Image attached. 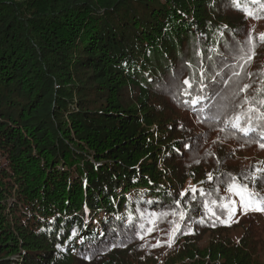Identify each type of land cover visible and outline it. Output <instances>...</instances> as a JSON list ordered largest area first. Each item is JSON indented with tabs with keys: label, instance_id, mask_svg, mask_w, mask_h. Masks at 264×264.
<instances>
[{
	"label": "trees",
	"instance_id": "16d2710c",
	"mask_svg": "<svg viewBox=\"0 0 264 264\" xmlns=\"http://www.w3.org/2000/svg\"><path fill=\"white\" fill-rule=\"evenodd\" d=\"M249 30L264 16L229 0H0V264H264V212L236 198L228 226L201 207L229 195L225 173L264 168V148L208 119L214 92L264 82V43L242 70L224 45ZM185 79L208 98L174 100Z\"/></svg>",
	"mask_w": 264,
	"mask_h": 264
},
{
	"label": "snow or ice",
	"instance_id": "6c2138e0",
	"mask_svg": "<svg viewBox=\"0 0 264 264\" xmlns=\"http://www.w3.org/2000/svg\"><path fill=\"white\" fill-rule=\"evenodd\" d=\"M229 5L242 11L246 18L251 17L260 19L264 16V0H229ZM224 27L226 28L227 26L225 25ZM253 32L254 30H249L246 40L243 42L237 41L235 45L229 44L227 40L224 41L225 47L228 48L231 53L235 54L232 58L236 59L238 62L243 61V63H237V67L241 70L245 64L251 61L252 56L255 55L254 49L258 44L264 43V32L257 35H254ZM223 35L224 33L220 32V36L223 37ZM212 51L216 52L215 49ZM197 55H200V53L198 52ZM216 55L221 61H226L228 59L223 53L216 52ZM209 59H212V57H209ZM223 66L226 68L229 67L227 63H224ZM246 75H251V73H246ZM239 76L240 73L233 70L229 80L239 78ZM219 83L224 84L227 83V81L222 80ZM199 85V94L192 97V93L189 89H193L194 85L189 79H185L182 83L175 86L176 91L172 92V98L189 107L199 104L202 100L208 98L204 95V88L207 86L204 85L203 80L199 81ZM250 87V84H243L242 86L237 84L224 95L214 92L213 95L219 97V102L211 106L216 108L217 111L208 119L212 121L220 120L224 125L222 131L239 139H243L248 144L257 143L259 147L264 148V82H262L261 87L255 89L254 94L241 97V93L246 92ZM169 91H171V89H169ZM184 97L190 98L184 99ZM199 111L203 112V108ZM261 164H264V161H262ZM241 175L243 176V181L248 182H243L240 178L233 176L231 173L224 174L226 179L223 183L227 185V192L229 195L203 201L201 207L203 208L205 216H210L216 220H220V216H226L227 219L220 220V222L228 226H230L232 222H238V220L233 221V217L236 215L237 210L236 198H238V206L242 210L241 214H247L249 211L264 212V195L254 190L257 181L264 182V168H256L255 171L245 172ZM208 179H213L211 174L208 175ZM250 183L252 185L251 187ZM197 191L195 187H190L189 189H185L180 195L183 197L189 192L195 194ZM199 192L201 196L205 195L203 189H200ZM195 198V195H193L192 199ZM148 203L153 202L149 201ZM179 205L180 201L175 200L172 214L174 215L179 211V215L181 219H183L187 213L180 210L178 208ZM217 213L220 215H217ZM151 215L156 214H150V216ZM159 215L162 216L165 215V213H160ZM119 219L123 220L124 218L121 217ZM127 221L126 228H128L133 235L142 233L147 227L145 223L137 224L131 214L127 217ZM149 222L151 221L149 220ZM200 222H203V218ZM148 230L151 231V229ZM176 231H180V229L177 228ZM75 234L74 231L73 235ZM140 238L143 239V236L141 235ZM155 246H160V244L158 243ZM169 246H171V242H169ZM113 247H115V245H113ZM85 258L90 259L89 256Z\"/></svg>",
	"mask_w": 264,
	"mask_h": 264
},
{
	"label": "rangeland",
	"instance_id": "374dc122",
	"mask_svg": "<svg viewBox=\"0 0 264 264\" xmlns=\"http://www.w3.org/2000/svg\"><path fill=\"white\" fill-rule=\"evenodd\" d=\"M6 166V157L0 153V168ZM1 172V171H0ZM11 203H13L15 200L13 198L8 199Z\"/></svg>",
	"mask_w": 264,
	"mask_h": 264
}]
</instances>
